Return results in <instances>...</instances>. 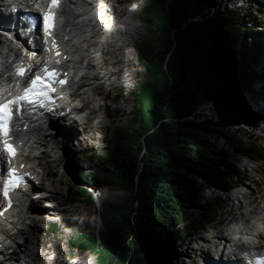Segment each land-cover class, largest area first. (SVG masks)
<instances>
[{"label":"trees","instance_id":"trees-1","mask_svg":"<svg viewBox=\"0 0 264 264\" xmlns=\"http://www.w3.org/2000/svg\"><path fill=\"white\" fill-rule=\"evenodd\" d=\"M133 1L137 35L126 50L135 51L137 72L126 80L134 123L108 130L105 146L91 151L92 169L71 176L80 199L88 185L103 189L75 213L74 225L88 230L71 245L103 264H165L170 234L185 241L216 221L222 199L201 198L204 186L226 191L244 182L233 154L264 160L263 147L243 145L224 125L194 112L254 92L264 75L253 69L260 49L258 31L246 22L253 13L203 15L212 0ZM194 207L205 210L203 218L188 221Z\"/></svg>","mask_w":264,"mask_h":264},{"label":"rangeland","instance_id":"rangeland-1","mask_svg":"<svg viewBox=\"0 0 264 264\" xmlns=\"http://www.w3.org/2000/svg\"><path fill=\"white\" fill-rule=\"evenodd\" d=\"M112 1L113 2L111 4L115 5L116 0H112ZM117 1L119 2L118 3L119 6L118 5L112 6L114 8L113 11L111 12L112 15L114 16L118 14L120 15L119 21L115 23V26L113 28L111 27V31L107 33L106 36L107 38H105V40L104 38H102V36L99 38L104 40L105 43L107 42V44L111 42L112 44L110 43L109 46L112 48H115L117 46L116 47L117 57L115 56V61L117 65L116 66L111 65V62H108L107 64V59L110 58V53L114 54L116 51L115 49H114L115 51H112L109 54H107L108 56H101V53L98 51L95 53V56H97L96 69L100 68V70L112 71V74H114L113 72H115L118 74L116 75L118 78L114 75L113 76L111 75L109 80L107 79H106L107 81L105 80V83H108L107 85L104 83L105 85L102 86L101 88L100 86L95 87L96 90L90 92L89 93L90 96L88 95V97L85 94V98L89 101L88 107L94 110L96 115L98 113L97 119L95 118L92 122V126L95 124L97 125V126L95 125V129H94L95 133L93 132L95 135L94 140L92 141V143L91 141L87 142L86 145L84 146L83 139L85 135H84V131L82 130L83 128L81 126L79 127L74 125L73 126L74 129L70 128V130L67 131L68 136L66 137V140L68 143L66 148H62L61 145L58 146V144L56 146L54 145L56 149H54L53 152H51L52 156L48 158L50 159V161H46V163H48L49 180L53 179L54 188L57 189L66 198V201L62 203L61 206L57 205L55 207H54L55 205L54 202L49 203L51 207L44 208V211H42V213L39 212L40 216L38 215L39 217L35 221L34 224L35 226H32L30 232L22 235L23 237L21 238V241L23 242L22 244L26 245L27 247H31V245L32 246L36 245L38 249L40 248L39 249L40 253H46L47 256L48 255L52 256L53 262H50L48 264H103L102 262L95 260V258H93L92 256H89L88 254H81L80 251L74 250V248L71 245V241L76 240V237L80 235L83 230H84L83 232H86L85 230H88V228L82 229L74 225L73 222L76 221L75 213L77 211L80 212L86 211L87 205L83 203L86 200V198L89 196H93L95 193L103 191V189H101V187L97 185H88L86 186L87 188L85 191L86 196L80 199L79 197H76L74 193L77 192L79 186L76 185L75 182H72L70 178L73 175L74 171L85 172L88 169H92V166L95 164L91 163L89 165L90 162L89 156L91 154V151L98 149L100 145L105 146L103 138L106 136V132L108 130H113L116 127H125V126L128 127L132 123H134V121L132 120V115L128 114V112L131 111L132 109V103L134 101V99L131 98L132 88H130L129 80L124 81L123 84L122 81L125 80L128 75L131 76L133 73L137 72L135 68L136 67L135 58L132 56L135 54L134 53L135 51H129L127 53V50H130L129 47L131 48V46H133L134 38H136L137 35L136 24L139 20V16H138L137 7L135 9L132 8V5L135 4L133 0H117ZM212 1L213 4L210 5V7L203 12V15H206L207 12L212 13L215 10L220 12L228 11V10L230 11L241 10V8L237 4L231 3L229 2V0H227V2L226 0H212ZM0 3H2V0H0ZM241 11H243L244 16H246L248 12L251 11L254 12V15L256 16L255 19L246 20V22L247 23L249 22V24H251L254 27L253 28L254 31L256 32L258 31V41H259L258 43L261 45L262 44L261 42H263V35H264V15H259L261 13H259L255 8H251V6H249V9L247 10L242 9ZM142 18L145 19V16ZM0 19L2 20L3 17L0 16ZM114 41L116 43L119 42L115 47H113V44H115ZM250 42L251 40L248 39L247 42L248 46H250ZM262 47L263 46L261 45L258 51V56L256 58L257 61H255L256 65L253 67V69L256 70L257 75L261 74V72H259L258 70L257 62L259 56L262 55L263 52ZM94 63L95 61L93 62V64ZM263 72L264 71H262V74ZM261 81L262 80H259L257 81V83H255V85H253L254 94L257 97L258 96L260 97L257 98L252 93H243V94L241 93L237 97V103L239 102L244 103L253 99L257 100L264 98V88L261 87V90L256 89V86L259 85ZM216 103H218L217 106H219L220 104L222 106H225V108L229 111L233 110L232 107L229 108L226 105L227 101H222L221 103L218 101L215 102L213 105H215ZM253 103L254 102H250L249 106L252 107ZM97 109H99V111H97ZM104 111L106 112L104 113ZM207 112H209V110L205 112V116H207ZM258 115L256 116V118L258 117ZM219 118H220L219 120H221V116H219ZM231 118L234 120L233 117ZM249 121L253 123L252 118L249 119ZM259 121L261 122V120L259 119L256 120V124L259 123ZM247 122L248 121H246L243 124L244 125V127H242L243 129L241 127L239 129L244 131H246L247 129L251 130V128L248 127ZM60 123L62 125L66 124L65 122H60ZM227 123L229 125H234L235 120L233 124H231L230 122ZM233 127H235V125L232 127L227 126L228 128L227 130L230 131L229 133L239 136L240 139H242L241 143L243 145L254 144L258 147L264 148L263 135L259 133L262 137L260 135L255 137L254 135L252 136L251 134L249 135L243 134L240 131L236 132V130ZM261 131L263 130L261 129ZM219 143L221 146H223L225 144V141L220 140ZM96 146L98 148H96ZM55 158L58 159V162L55 161ZM232 158H233L232 159L233 163H235L238 166L241 179L244 182L242 184L236 183L237 186L236 185L235 186L237 188L232 190L228 194V196H226V193L220 190V188L204 186L202 192L203 194L201 198H203L204 200L214 201L215 198L220 196V198L222 199V205L220 211L218 212L217 219L215 222H213V224L206 225L205 228H203L201 232L197 234L198 236L196 238L192 236L190 238H187L185 241L184 240L180 241L177 239L176 237L177 235L170 234L169 238L166 240V245L168 247L165 245L164 248L166 250L164 254V258L169 257L167 261L168 264H173L172 262L175 263L178 257L183 258V257H187L190 254L191 255L195 254V251L190 253V250L193 247L192 246L193 244L190 243L192 240L194 239L196 240L203 236H207L211 238V232H213V230L223 231L224 233V227L220 226L221 223L219 224L218 221L220 220L222 223H225V221L227 220L228 216L226 213L230 210V206H231L226 202L227 197L231 196L232 194H235V191H238V189L246 192H248V190L249 191L253 190L255 194V198H259V200L261 201L262 195L264 193V160H259L255 162L252 159L240 157V154H233ZM245 165H248V169L250 168L251 170L252 169L253 170L251 171L249 169L248 170L249 173H247L248 171L246 172L247 167ZM254 169L257 170L254 171ZM110 196L113 199L114 195L110 194ZM59 201L61 202V199ZM236 204L238 206V201H236ZM42 205L43 204H40V202L37 203V206H40V208L41 207L43 208ZM64 209L66 210V212H64ZM204 211L205 210L203 208H196V207L191 208L190 210H188L187 220L190 221L191 219H194L195 221H198L199 219L203 218ZM170 247L172 249H170ZM18 254H20L19 250L17 252V255ZM165 260L166 259H164V261ZM79 261H81V263ZM12 264H24V263L12 262Z\"/></svg>","mask_w":264,"mask_h":264},{"label":"bare ground","instance_id":"bare-ground-1","mask_svg":"<svg viewBox=\"0 0 264 264\" xmlns=\"http://www.w3.org/2000/svg\"><path fill=\"white\" fill-rule=\"evenodd\" d=\"M44 1L45 0H38V2H41V3ZM239 1L241 0H229V2L236 3V4H239ZM242 1H244L245 5L247 6L255 5V4L257 5L259 3V6L257 8L260 9L262 7V9H264V0H256V2L254 0H242ZM5 2H6L5 0H2V3H0V16L3 17V19L0 20V26L2 25L6 26L4 29L3 28L0 29V71L2 70L3 72H6V71L10 72L14 68V63L15 62L17 63L18 60L22 62H29V61L31 62V60L33 61L34 58L33 56L30 55V53H33L34 51H35L34 53H39V52L42 53L40 57L35 58L36 63L40 62L43 59L42 57L45 56V54L44 52H42L44 42L41 36L42 35L41 29H39L34 35L28 36L29 26L26 24V20L24 16L22 15L15 16L14 9L17 7L15 6L11 8L10 7L11 5H7ZM112 2H113L112 0H92V1L68 0L65 8H63V17H62L63 20L60 24V30H61L60 37H61V40L64 42L66 48L68 49V53L72 57H75L73 61L69 62L71 63L70 66L73 68V71L74 70H84V68L85 70H87L86 76L80 79L83 82L82 87H80L81 92L77 94L78 99L75 100L74 103L79 104V105L84 104L86 107L85 108L86 111H84L85 109H80L74 112L75 117H80V119H75V117L72 118L71 113L67 114L68 116L63 115V113L65 114V112H67V109L73 107L70 102H67V103H64V105L62 103L61 106L62 105L63 106L58 111L52 112V114H46L44 117L42 115L38 119L34 120L33 123H36L40 125V127H42V135L40 136L39 139H40V145L42 146L43 149H45V157L41 159V162H45L43 166H44L45 171H47L46 177L47 176L49 177L48 163H46V161H50V159L48 158L52 156L51 152H53V150L56 149L54 145L56 146L58 144V146L61 145L62 148H66L67 143H68L66 140V137L68 136L67 131H69L70 128L74 129L73 128L74 125L79 126V127L81 126L83 128L82 130L84 131V135H85V136L83 135L84 136V139H83L84 146L86 145L87 142L91 141L92 143V141L94 140V136H95L94 129H95L96 124L92 126V122L95 118L97 119L98 113L96 115L95 111L88 107L89 101L85 98V94L88 97L90 92L96 90L95 87L100 86L101 88L105 84L107 85L108 83H105V80L106 79L109 80L110 74H112V71L100 70V68L96 69L97 56H95V53L97 51L101 53V56H108L107 54L116 50V47H117L116 45L117 43H119V42L116 43L114 41L115 44H113V47L115 46L116 47L112 48L109 46L111 42L107 44V42L105 43L104 41L105 38H107L106 37L107 33L111 31V27L112 28L114 27L113 23H117L115 21L119 20V19H116L115 16L112 15V12H111L113 11V8H114L112 6H116V5L119 6L118 4L119 2L116 0L115 5H112L111 4ZM88 7H92L91 11L94 12L96 15L92 20H90L89 13L85 11V9ZM79 10L84 11V12L78 13ZM117 16H118L117 18H120L119 14ZM105 22L107 23V25H103V23ZM85 33H87L86 36H85ZM11 34L14 37L13 39L10 38ZM101 36L102 38H104V40L99 39ZM32 39L35 40L34 45L36 47H34L33 44L31 43ZM82 41H83V46L79 45V42H82ZM261 43H262L261 45L263 46L262 47L263 52H262V55L259 56L258 58L257 67H258L259 72H261V75L263 76L264 72L262 74V71H264V35H263V42ZM83 51H84L85 59H83V61L81 62H77V60H79V57L81 56ZM116 52L117 50L115 51L114 54L110 53V58L107 59V64L108 62H111V65H115V66L117 65L115 61V56L117 57ZM86 61H88L89 63L88 65L85 66ZM94 61L96 64L95 63L93 64ZM113 73H114L113 74L114 76L117 75V73L115 72ZM5 81L6 79L4 78L3 81L1 82L4 83ZM261 87L264 88V81H261L259 85L256 86V89L261 90ZM7 91H9V87L2 88L0 86L1 95L5 94V92ZM250 102H254L252 107L249 106ZM213 104H214L213 102L202 104L199 107V109L196 110L194 113L201 115V113H203L204 111L206 112L207 110L212 109L211 107L215 106ZM97 111H99V109H97ZM105 112L106 111H104V113ZM205 112L203 113V116H205ZM235 113L236 114L234 115V117L237 116V118H240V119H241V116L237 115L238 113L239 114L248 113V116H244L243 123H245L246 121H249V119H251L252 116L254 115L257 116L258 114L259 115L256 118V120L259 119L261 121L263 120L262 122H264V98L257 99V100L253 99V100H250L244 103L239 102ZM234 120L226 119V121L230 122L231 124L234 123ZM60 122H65L66 124L62 125ZM47 124H52L55 131L51 132L50 130H46ZM250 124H251V127L249 128H253V127L256 128L255 126L256 123L250 122ZM262 130L263 131L259 130V133L264 136V128ZM259 133L258 135H260ZM55 161L58 162V159L55 158ZM5 162L6 160H5L4 154L0 150V180L3 176V168L5 167ZM245 166L247 167L246 169V172H247L250 168L248 169V165H245ZM255 170L257 169H254V171ZM247 173H249V171ZM43 188L44 189L41 191L42 193H40V195H42L41 200H37V201L31 200V205L28 210L29 215L28 216L22 215L21 219L23 220L24 224L30 225L28 229L26 230L24 229L20 231L19 233L15 232L16 228H15V231L11 229V227L13 226V224H11V221H13V223L17 222L19 225H21L20 224L21 220H17L18 218H15V217H12V218L10 217L8 220L1 222L0 240H1V244L3 247L0 249V264H12V262H18V263H24V264H48L50 262H53L52 256H49V255L47 256L46 253H40L39 251L40 248L38 249L36 245L34 246L31 245V247H27L26 245L22 244L23 242L21 241V238L23 237L22 235L29 233L31 230V227L35 226L34 225L35 221L40 216L39 212L42 213V211H44V208L51 207L49 203L54 202L55 203L54 207H55L57 205L61 206L62 203L66 201V198L57 189L54 188L53 179H50L48 182V185L45 184ZM32 195L33 194H31L30 196ZM60 199H61V202L59 201ZM236 201H238V206L236 204ZM39 202L40 204H43L42 205L43 208L42 207L40 208V206H37V203ZM226 202L231 206H230V210L226 213L228 217L225 223L229 222V224H231L233 221H237V220L242 221L243 228L247 231V234H248L246 237V241H248L251 244H260L262 246V249L264 250V236L262 237V231L264 230V221H263L264 193L260 201L259 198H255V194L253 190L252 191L248 190V192H246V191H242L238 189V191H235V194H232L231 196L227 197ZM2 204H3V198L0 195V208ZM64 212H66L65 209H64ZM259 220L261 222H259ZM29 221H31V223ZM38 221H41V220H38ZM215 233L220 235V239L225 240L227 237L225 235V232L223 233V231L215 230ZM261 238L262 240H260ZM27 239H30V238H27ZM204 242H206V244L209 243V239L205 238ZM171 247L170 249H172ZM18 250L20 254L17 255ZM193 251H195V254L197 253L194 247L191 248L190 253H192ZM192 256H194V254H192ZM168 258H165L166 264H168L167 262Z\"/></svg>","mask_w":264,"mask_h":264},{"label":"snow or ice","instance_id":"snow-or-ice-1","mask_svg":"<svg viewBox=\"0 0 264 264\" xmlns=\"http://www.w3.org/2000/svg\"><path fill=\"white\" fill-rule=\"evenodd\" d=\"M137 5H132V8L135 9ZM60 8V0H51L50 5L48 6L47 11L43 13V32L45 36L44 43L48 44V38L51 39V47H46L45 51L47 52H55L56 57H60L62 53L59 51V45L57 44L54 35V29L56 27V18L58 13L54 11V9ZM62 15V13H59ZM31 56H35L36 54L30 53ZM66 58V57H65ZM60 60L56 59L54 61L55 64L59 65ZM52 61H48L44 64V66L40 69L39 72H36L32 77L28 78V83L22 88V91H18L11 98H4L3 102H0V143L3 144L4 150L8 152L10 156H15L16 147L9 143L10 132L12 130V121L14 116L19 117L26 109L23 107L24 104L35 105L38 103H43V100H51L50 96L51 92H55L56 89L52 86L54 83H59L60 85H64L68 82L67 73H63V78H59L61 74L57 69L51 67ZM32 68L28 67H18L16 70V75L19 77H25L28 72H31ZM9 87H12L9 85ZM16 88H19L20 85H15ZM23 167V165H21ZM24 174L17 173L15 168H11L8 170V178L2 185V194L4 199L7 201V207L3 209V211H7L8 208L12 206V201L10 197V193L18 189L19 183ZM3 211H0V215H3Z\"/></svg>","mask_w":264,"mask_h":264},{"label":"water","instance_id":"water-1","mask_svg":"<svg viewBox=\"0 0 264 264\" xmlns=\"http://www.w3.org/2000/svg\"><path fill=\"white\" fill-rule=\"evenodd\" d=\"M220 110L218 109V114H219Z\"/></svg>","mask_w":264,"mask_h":264}]
</instances>
